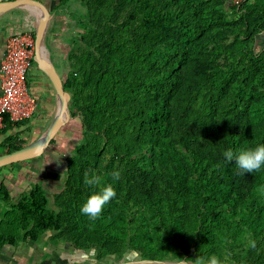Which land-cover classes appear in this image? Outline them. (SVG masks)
I'll use <instances>...</instances> for the list:
<instances>
[{
	"label": "trees",
	"instance_id": "trees-1",
	"mask_svg": "<svg viewBox=\"0 0 264 264\" xmlns=\"http://www.w3.org/2000/svg\"><path fill=\"white\" fill-rule=\"evenodd\" d=\"M53 9L76 29L62 84L79 135L53 207L39 182L16 200L0 183V247L47 235L98 260L135 251L264 264V166L241 175L223 156L264 145V0H58ZM25 144L9 135L1 148ZM88 170L116 192L94 222L80 213L99 191L83 184Z\"/></svg>",
	"mask_w": 264,
	"mask_h": 264
},
{
	"label": "crops",
	"instance_id": "crops-1",
	"mask_svg": "<svg viewBox=\"0 0 264 264\" xmlns=\"http://www.w3.org/2000/svg\"><path fill=\"white\" fill-rule=\"evenodd\" d=\"M8 0H0L1 2ZM49 10L50 18L47 22V27L43 38L42 57L56 70L62 79L65 69H68L66 61V50L68 49V38L66 32L71 29L66 16L63 12L56 13L54 6L58 0H40ZM40 20L39 13L36 9L26 6H17L0 12V56L6 39L18 32L29 30L36 35L38 22ZM66 31V32H65ZM67 71V70H66ZM27 85L29 92L36 100V109L33 116L27 119L23 124L13 125L8 129V125L0 128V154L5 153L1 144L9 135H18L19 141H25L31 130H35L33 137H39L41 133L48 127L59 106V99L55 93L54 87L47 75L38 67L35 60V50L32 58L31 67L27 74ZM40 156V155H39ZM36 156L34 158H37ZM32 158V159H34ZM31 162L21 161L14 167H10V174L15 176V179L26 176L23 174L27 171L24 164ZM8 164L0 167V183L2 182L8 189ZM25 178V177H24ZM25 181V179L23 180ZM22 182V181H21ZM17 184V183H16ZM33 185V184H32ZM16 186V185H14ZM17 190L20 193L24 192L23 183L17 184ZM10 190V189H9ZM11 197L12 191L10 190ZM33 242L19 243L12 247L3 245L0 247V264H43V261L38 255L39 251L34 253L32 246ZM31 244V245H30ZM47 252V251H46ZM68 255V253L64 254Z\"/></svg>",
	"mask_w": 264,
	"mask_h": 264
},
{
	"label": "rangeland",
	"instance_id": "rangeland-1",
	"mask_svg": "<svg viewBox=\"0 0 264 264\" xmlns=\"http://www.w3.org/2000/svg\"><path fill=\"white\" fill-rule=\"evenodd\" d=\"M57 0H54V2ZM238 0H233V2ZM72 8L74 9L77 7V4H71ZM64 13V12H63ZM65 15V14H64ZM40 16V15H39ZM66 16V15H65ZM69 19V18H68ZM70 20V19H69ZM71 23V29H68L66 32V36L70 37L75 34L76 29L73 27V20L69 21ZM258 48H264V33L261 35V38L257 41ZM66 70L64 71V75L66 74ZM33 116V115H32ZM30 119V118H29ZM73 122L72 131L70 129H62L65 125L69 122ZM79 122L77 118L73 119L71 116L68 118V121L65 122L64 125L58 130L57 136V143L51 146H48L44 152L37 158L31 159V162L24 164L27 171L24 172L26 176L19 177V179H15V176L10 174V166H8V188L12 191L13 200L18 199L22 193L17 190V184L23 183V190L28 191L29 188L34 183H41L45 190L46 195L49 200V206L53 207V196L55 193L60 191L63 186L64 179H65V164H64V157L71 153V150L78 139L79 135ZM30 128L29 134L31 136H27L26 140L33 142L37 137H33L35 130H31ZM60 131V132H59ZM43 133V132H42ZM41 133V134H42ZM56 133V134H57ZM55 134V135H56ZM54 135V136H55ZM29 161V160H28ZM64 172V173H63ZM63 173V174H62ZM62 174V175H61ZM25 179V181H23ZM22 181V182H21ZM17 183V184H16ZM16 185V186H14ZM31 245V244H30ZM34 248V253L39 251L38 255H40L43 264H135L136 262L142 260L141 256L134 252L127 251L122 258L119 260L114 259L111 256H108V260L105 261L103 259L96 260L95 259V252L90 251H78L73 249L69 244H53L47 240V235L39 238L37 241L32 243ZM47 251V252H46ZM73 255L71 258H79L78 262H74L69 259L63 258L64 254ZM175 263H179L178 261H172ZM140 264H148V263H140Z\"/></svg>",
	"mask_w": 264,
	"mask_h": 264
},
{
	"label": "built area",
	"instance_id": "built-area-1",
	"mask_svg": "<svg viewBox=\"0 0 264 264\" xmlns=\"http://www.w3.org/2000/svg\"><path fill=\"white\" fill-rule=\"evenodd\" d=\"M34 49V35L29 30L9 36L4 43L0 56V128L5 115L21 121L31 118L36 109L27 85Z\"/></svg>",
	"mask_w": 264,
	"mask_h": 264
},
{
	"label": "water",
	"instance_id": "water-1",
	"mask_svg": "<svg viewBox=\"0 0 264 264\" xmlns=\"http://www.w3.org/2000/svg\"><path fill=\"white\" fill-rule=\"evenodd\" d=\"M17 6H26L36 9L40 14V20L38 22L36 35L34 37L35 42V60L38 67L47 75L53 84L55 93L59 99V106L51 120L48 127L43 133L37 137L33 142L27 143L22 147L12 151L0 154V167L32 159L36 156L41 155L44 150L48 147L50 140L58 132L62 125L68 121L70 117L69 113V100L70 94L64 90L62 79L56 70L50 63L42 57L43 51V38L47 27V22L50 18V12L47 7L40 0H8L0 3V12L11 9ZM164 264H179L175 262L161 261Z\"/></svg>",
	"mask_w": 264,
	"mask_h": 264
},
{
	"label": "clouds",
	"instance_id": "clouds-1",
	"mask_svg": "<svg viewBox=\"0 0 264 264\" xmlns=\"http://www.w3.org/2000/svg\"><path fill=\"white\" fill-rule=\"evenodd\" d=\"M223 156L226 163L235 161L239 174L252 173L264 166V145L240 150L236 154L232 150H227ZM111 177L113 181L119 180L120 172H112ZM83 184L89 188H99V191L93 192L80 207V213L94 222L100 217L105 205L116 196V192L110 184H105L102 176L90 170L84 172ZM179 264H220V261L215 255L207 258L196 256L194 260L181 258Z\"/></svg>",
	"mask_w": 264,
	"mask_h": 264
},
{
	"label": "flooded vegetation",
	"instance_id": "flooded-vegetation-1",
	"mask_svg": "<svg viewBox=\"0 0 264 264\" xmlns=\"http://www.w3.org/2000/svg\"><path fill=\"white\" fill-rule=\"evenodd\" d=\"M131 252L134 253L135 251H131ZM68 257L71 258V257H73V255H69V254L68 255H63V258H65V259H69ZM95 259L98 260L96 257H95ZM103 259L105 261H107L108 260V256H106L105 258H102V261H103ZM71 260L74 261V262H78L79 258H71ZM165 261H167V260H165ZM143 262L148 263V264H160V263H162L161 261H153V260L142 259V260L136 262L135 264H140V263H143ZM168 262H172V261H168ZM178 262H180V261H178ZM71 264H74V263H71ZM162 264H164V263H162Z\"/></svg>",
	"mask_w": 264,
	"mask_h": 264
},
{
	"label": "bare ground",
	"instance_id": "bare-ground-1",
	"mask_svg": "<svg viewBox=\"0 0 264 264\" xmlns=\"http://www.w3.org/2000/svg\"><path fill=\"white\" fill-rule=\"evenodd\" d=\"M39 13V12H38ZM40 17H41V14L39 13Z\"/></svg>",
	"mask_w": 264,
	"mask_h": 264
}]
</instances>
